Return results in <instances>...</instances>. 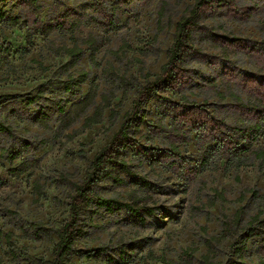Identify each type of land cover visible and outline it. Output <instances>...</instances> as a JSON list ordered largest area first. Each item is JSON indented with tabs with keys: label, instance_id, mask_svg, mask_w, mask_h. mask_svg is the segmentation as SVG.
<instances>
[{
	"label": "rangeland",
	"instance_id": "rangeland-1",
	"mask_svg": "<svg viewBox=\"0 0 264 264\" xmlns=\"http://www.w3.org/2000/svg\"><path fill=\"white\" fill-rule=\"evenodd\" d=\"M17 1L0 0V8L19 17L20 22L34 18L45 24H55L66 10L94 2L37 0V11L10 12ZM194 1L147 0L125 9L116 5L117 0H106L107 11L114 15L117 25L114 31H103L85 20L73 34L40 36L32 26L12 27L0 20V123L13 133L0 134L3 264H51L57 233L69 219L70 201L77 186L86 178L94 156L119 131L138 90L160 74L176 24L188 14ZM252 4L259 11L246 21L240 16ZM237 6L236 15L216 9L199 18L188 39L192 51L180 63L189 74V85L181 93L164 90L160 99H148L142 107L145 122L139 127L131 125L130 138L148 151V157H143L137 147L117 145V159L151 186L140 188L132 183L129 173L108 167L110 175L122 178L125 184L103 176L89 192L90 196L122 203L130 204L136 198L140 204L162 206L172 218L158 212L148 219V225L140 226L125 210L110 215L102 209L97 215L81 216L78 227L85 234L74 243L67 264H124L118 259L120 245H126L127 256H133L129 264H158L147 257L148 253L164 257L169 264H259V259H264V164L255 158L256 152L264 150V124L249 151L222 152L218 157H209L201 169L204 151L216 142L196 133L190 134L188 143L177 144L184 162L152 161L169 149L170 143L167 134L156 126L169 129L174 106L184 105V97L188 102L208 105L212 118L221 121L228 128V136L235 140L236 129L254 122L238 116L235 106L255 103V98L242 89V77L264 75V29L260 25L264 2L237 0ZM86 13L91 15L90 11ZM28 29L32 33L29 45ZM90 37L101 44L94 55L83 42ZM220 38L241 39L253 51H224ZM73 46L82 50L74 66L64 53L65 48ZM225 66L234 71L235 82L224 80ZM80 72L87 73V80L81 94L71 97L63 92L64 82L69 76L76 80ZM211 83L224 99L206 87ZM91 88L94 105L79 121L64 128L57 108L67 112L71 102ZM40 90L42 98L25 106L24 101ZM96 109L101 111L99 123L84 127V119L92 117ZM40 110H46L51 118L47 125L35 121ZM7 154L16 159L9 162ZM23 162H27L28 170L12 177L9 169ZM192 169L199 173L192 175ZM256 216L259 220L248 231ZM225 225L229 232L224 236ZM7 233L12 234L10 241L17 256L14 263L4 238ZM247 235V251L237 252ZM100 248L105 252L98 256Z\"/></svg>",
	"mask_w": 264,
	"mask_h": 264
},
{
	"label": "trees",
	"instance_id": "trees-1",
	"mask_svg": "<svg viewBox=\"0 0 264 264\" xmlns=\"http://www.w3.org/2000/svg\"><path fill=\"white\" fill-rule=\"evenodd\" d=\"M106 0H94L92 4L82 5L75 9H69L61 13L58 20L53 23H41L38 19L27 18V20L20 22L19 17L12 16L11 13L5 12L0 8V20L5 21L9 26L18 27L32 26V31L40 36H46L51 33H69L73 34L85 20L91 24H95L103 31H114L117 29L114 15L109 14L105 5ZM147 0H117L116 5L129 9L132 4H143ZM264 2V0H262ZM16 9H33L39 10L37 0H20L10 7V12ZM216 9H225L230 14H235L238 10L237 0H195L193 6L187 15L182 16L177 24L173 34V42L171 47L166 52L167 62L162 67L159 75L155 77V81L147 83L141 87L136 95L135 100L131 105V109L126 114L124 122L120 126L119 131L112 137V139L94 156L89 172L80 186H77L75 195L71 198L69 208V219L63 224L62 228L58 231V241L54 245L52 250V262L51 264H67L68 256L73 252L74 243L85 234L83 230L78 227V221L81 216L85 215H97L99 210H104L107 214H115L120 211H127L136 220V223L140 226L148 225V219L155 216L158 212L163 213L166 217L172 218L168 209L162 206H148L140 204L139 199H133L131 203H122L113 198H103L99 196H90V190L96 185V183L103 177L108 176L116 184H125L124 180L120 177L110 175L107 171L108 167L114 170L123 171L130 174L131 181L134 185L140 188H149L150 183L135 174L128 171V167L125 162L117 159L116 148L119 143H124L129 146H134L140 149L143 157H148V151L141 149L137 143L130 138L129 130L132 124L139 127L145 122V113L142 112V107L148 99L151 97L161 98V92L164 90H170L173 92L181 93L190 83L189 74L184 70L180 63L185 55H189L192 48L188 44V39L192 31L197 28L198 20L202 15L210 14ZM90 11L91 15L86 12ZM259 7L256 4H252L246 12L241 14V18L249 21L257 12ZM98 18H102L99 20ZM103 20V21H102ZM261 28L264 29V17L260 20ZM31 31L28 29L26 36L27 44H31ZM3 41H6V37L2 36ZM89 47V50L94 55L101 47V44L97 42L93 37L83 41ZM219 43L221 47L226 50H239V51H253L243 40L236 38H220ZM64 53L67 54L74 66L79 60L82 50L77 46L73 48H65ZM93 60V56H92ZM87 73H78L77 79L69 76L64 82L63 92L71 97H76L81 94L82 85L87 80ZM223 78L227 83L235 82L236 75L234 71L228 67H224ZM207 88L211 89L215 95L220 99H224V95L217 90L214 83L208 84ZM242 89L255 98V103H241L235 106V111L238 116L244 119H251L254 122L241 129H236L238 140L228 136V128L216 119H213L209 113V106L201 103L188 102L187 98L184 105L176 104L174 106V116L170 120V127L166 129L162 126H156L159 131L167 134L170 141L169 149L162 151L157 157L152 159L154 163L171 162L175 161L184 162L181 157L177 144H185L189 142V136L191 133L203 135L208 138H212L216 142L215 146L207 148L204 151L203 158L200 162V169L205 167L208 163V158L218 157L220 153H235L240 154L250 150L251 146L256 142L259 134L261 133L262 124H264V75L255 76L246 74L241 79ZM43 96L42 90L24 101L25 106H31L35 104ZM94 92L91 88L86 95L71 102V106L67 112L64 108L58 107V113L61 116V125L64 128H69L75 122L79 121L82 116L94 105ZM3 96H0V100ZM100 109H96L92 117L84 119V127H90L92 124H97L100 121ZM50 116L46 110H40L35 117V121L39 125H47L50 121ZM0 134H6L12 136V129L3 123H0ZM5 153V151H3ZM209 155V156H208ZM255 158L264 164V150H260L255 153ZM7 159L12 162L16 159V156L7 154ZM198 167V168H199ZM196 168V169H198ZM192 169L189 171L192 175H197L199 170ZM28 170L27 162L21 163L20 167L9 169V174L12 177H20ZM255 195V193L253 192ZM259 220V216L253 217L247 230H251L253 223ZM41 226V225H40ZM229 232L227 226L223 228V235L225 236ZM12 234H5L4 238L8 245L9 255L12 262L17 260V256L13 251V243L10 241ZM247 237L244 238L243 243L237 252L247 251ZM126 245H120L117 249L118 259L124 264H129L133 259V256H127L125 252ZM105 252L104 248H100L96 251V255H102ZM264 253V249L262 251ZM150 260L157 262L158 264H169L164 257H154L151 253L147 254ZM144 259L142 258V261ZM109 262L111 260L109 259ZM0 264H3V260L0 257ZM241 264V263H240ZM259 264H264V259H259Z\"/></svg>",
	"mask_w": 264,
	"mask_h": 264
}]
</instances>
